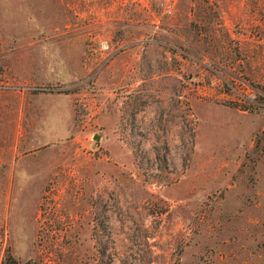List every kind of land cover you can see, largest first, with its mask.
Returning a JSON list of instances; mask_svg holds the SVG:
<instances>
[{
	"label": "rangeland",
	"instance_id": "obj_1",
	"mask_svg": "<svg viewBox=\"0 0 264 264\" xmlns=\"http://www.w3.org/2000/svg\"><path fill=\"white\" fill-rule=\"evenodd\" d=\"M0 264H264V0H0Z\"/></svg>",
	"mask_w": 264,
	"mask_h": 264
},
{
	"label": "built area",
	"instance_id": "obj_2",
	"mask_svg": "<svg viewBox=\"0 0 264 264\" xmlns=\"http://www.w3.org/2000/svg\"><path fill=\"white\" fill-rule=\"evenodd\" d=\"M137 1H146V0H137ZM165 3L166 7L169 6L171 0H162Z\"/></svg>",
	"mask_w": 264,
	"mask_h": 264
},
{
	"label": "trees",
	"instance_id": "obj_3",
	"mask_svg": "<svg viewBox=\"0 0 264 264\" xmlns=\"http://www.w3.org/2000/svg\"><path fill=\"white\" fill-rule=\"evenodd\" d=\"M9 257L11 258V255Z\"/></svg>",
	"mask_w": 264,
	"mask_h": 264
}]
</instances>
